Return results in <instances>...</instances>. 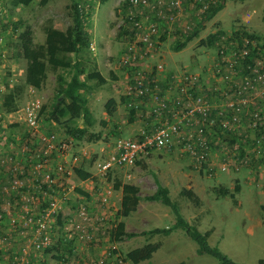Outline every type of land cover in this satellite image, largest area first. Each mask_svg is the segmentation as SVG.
Returning <instances> with one entry per match:
<instances>
[{
	"label": "rangeland",
	"instance_id": "rangeland-1",
	"mask_svg": "<svg viewBox=\"0 0 264 264\" xmlns=\"http://www.w3.org/2000/svg\"><path fill=\"white\" fill-rule=\"evenodd\" d=\"M217 2L220 0L211 4ZM70 3L71 0H30L27 4L15 3L14 0H0V111L3 113L0 145L4 143L7 146L23 138L24 126L14 117L18 116L30 101H38L40 110L42 106L44 109L40 114L44 125L46 127L51 125L60 137L70 138L73 142V150L81 153L82 157L77 166L90 172L91 176L85 183L88 186H94L92 192L95 187L99 190L102 188L101 191L111 190L108 205L114 213L108 217V227L104 223L97 228V232L100 233L98 230H102L104 233L96 235L100 237L94 239L92 234L95 229L87 228L84 232L81 231L83 235L80 233L72 235V230L78 228L70 227L68 220L58 217L59 224L56 226L54 244L36 252V255H25L23 264H113L114 259L117 264H132L125 260V252L142 246L146 242H158L160 247L149 259L137 264H177L179 262L220 264L211 255L199 254L198 244L182 228H177L168 235L142 233L155 227H168L175 222L170 206L161 201L145 198L154 193L158 185L168 188V195L178 205L182 216L190 226L201 233L209 232L206 239L210 246L218 247L229 258L242 264H259L260 259L264 261V210L262 208L264 205V155L258 158L250 152L254 130L241 128L240 135L233 133L221 135L222 150L217 151L214 147L211 153L215 163L222 160L223 152L227 151V154L231 155L235 151L239 154L240 145V153L243 155H239L238 160L232 159L229 169L223 172L218 171L219 174L216 177L215 173L208 174L194 167L191 159L179 148L154 150L134 165L114 168L105 177L97 175V162L112 148L114 141L118 137H130L128 133H137L144 122L142 117L136 118L135 114V119L129 121L128 109L119 99L125 92V84L128 81L125 70L118 64L119 55L126 44V37L119 26L127 10L125 0L104 2L91 0L87 6L82 3L85 9L84 17L88 16V19H85V26L89 33L90 45L79 54L72 55L75 65L78 64L84 70L82 78H85L94 66L106 77L105 83L94 86L88 93V103L91 99L96 103L90 105L95 121L88 127V132L101 134L100 139L87 141L86 135L74 140L65 134L63 124L47 122L48 111L55 98L56 74L62 72L66 78H69L71 72L67 70L58 69L56 72L49 70L46 81L40 88L24 87L15 109L3 108V95L7 91V86L22 84L24 79L25 60L14 56L16 49L13 43L17 41L18 32L25 26H29L33 31V40L42 42L45 36L42 28L49 18L52 19L53 25L61 29H65L71 23ZM124 4H126L125 8ZM263 8L264 0H226L224 7L209 22H205L198 34L187 41L181 50L175 51L173 46L176 41L184 39L194 29L200 18L198 15H186L187 18L184 16L172 27L175 29L161 36L157 51L150 61L154 63L161 60L167 70L187 69L199 74L209 83H217L218 73L216 74L215 64L222 45L227 48L228 54L232 55L230 49L234 45L231 42L240 35L252 34L264 41ZM18 20L22 22V26L13 32V22ZM181 23L189 25L186 32L181 30ZM236 30L239 33H236ZM242 31L246 33L242 34ZM213 34L217 36L210 42L208 37ZM229 34L233 35L227 39ZM222 35H226V39L220 41ZM222 72L229 75L237 73V69L226 64ZM88 83L90 87L94 85L92 80H88ZM109 98H114L119 103L115 104V112H113L115 119H111L105 110V103ZM8 112L12 114L9 115ZM76 124L84 126L81 118ZM232 138L234 141H229ZM117 181L139 187L141 199L137 209L127 217H114L116 210L120 207L119 197L116 195L118 192L115 191L121 190L114 189V183ZM69 185L74 187V191L68 195L66 212L82 202L80 198H77L76 195L79 192L75 188H83L84 191L88 189H85V185L78 180L74 172ZM183 188L190 189L199 203L196 204L183 195L181 193ZM220 189L228 191L222 194ZM99 190L94 193L93 201L97 200L95 197L99 195ZM87 200L90 202L89 208L94 207L98 210L99 205L93 204L89 198ZM65 216L70 217V215ZM75 217L76 214L72 215V219ZM119 220H123L127 224L128 231L135 232L136 235L120 241H110L109 238L107 239L109 232ZM4 228L5 225L0 227V236ZM74 246H78V250L83 248L76 257L70 256ZM15 248L19 250V246ZM87 248L88 256L96 255L99 258L91 261L81 259L80 255L87 252ZM21 255L22 253H11L0 247V264H7L14 257ZM105 255H108L107 260ZM77 256H80V259Z\"/></svg>",
	"mask_w": 264,
	"mask_h": 264
},
{
	"label": "built area",
	"instance_id": "built-area-1",
	"mask_svg": "<svg viewBox=\"0 0 264 264\" xmlns=\"http://www.w3.org/2000/svg\"><path fill=\"white\" fill-rule=\"evenodd\" d=\"M90 1L78 0L79 6L85 10L82 3L87 6ZM126 1L127 10L119 25L125 29L126 44L118 64L128 78L122 96L128 99L125 104L128 111L134 110L139 118L146 115L147 121L134 136L118 137L114 141L112 148L97 162V175L105 177L114 168L134 165L154 150L175 148L183 150L194 167L208 174L223 172L229 169L232 159H240V153L223 152L222 160L215 163L212 150L220 143L221 133L240 135L241 128L254 130L250 152L262 158L264 41L240 35L231 42L232 55L222 45L215 66L218 79L228 84L227 90L187 69L167 71L161 60L150 61L161 36L175 29L172 27L184 17L186 8L201 18L216 0ZM180 27L183 32L189 29L185 23ZM229 35L227 39L233 34ZM225 36H220V41ZM226 64L236 68L237 73H223ZM160 73L162 80H168L170 85L166 91L158 85ZM219 97L227 99L216 103ZM40 112L39 102L30 101L14 117L24 126V139L0 145V223L5 225L0 247L14 253L15 244L22 243V255L7 264H23L25 255H36L54 244L58 217L68 220L70 227L78 228L72 230V235H83L87 228L95 229L93 239L98 238V225L105 223L108 227L109 224L105 214H93L90 202L79 194L76 196L82 202L70 209L71 213L66 212L68 195L74 191L69 185L70 178L82 155L73 150L70 138L60 137L42 123ZM2 117L0 111V128ZM257 130L260 133L256 134ZM101 190L97 199L99 207L104 208L109 204L111 190ZM105 257L107 260L108 255ZM116 262L114 259L113 264Z\"/></svg>",
	"mask_w": 264,
	"mask_h": 264
},
{
	"label": "trees",
	"instance_id": "trees-1",
	"mask_svg": "<svg viewBox=\"0 0 264 264\" xmlns=\"http://www.w3.org/2000/svg\"><path fill=\"white\" fill-rule=\"evenodd\" d=\"M30 0H14L15 3L27 4ZM106 0H101L104 2ZM127 1L125 0V3ZM225 0H220L216 4H211L208 9L202 14L200 20L196 23L193 30H191L184 39L176 41L173 46L175 51L181 50L194 36L199 32V29L203 27L206 21L210 20L220 9L224 7ZM124 4V8H125ZM71 7V23L65 28L61 29L53 25L51 18L43 26L44 40L42 42H36L33 40V31L29 26L22 28L17 35V41L13 43L15 45L16 53L15 58L25 60V73L22 84L8 85L7 91L3 95L2 106L5 110H13L16 108L17 100L23 93L25 86L33 88H40L46 81L47 72L56 70H67L71 72L70 77L66 78L64 73L58 72L56 74L57 87L55 91L54 102L50 105L48 111L47 122L54 124H63L64 132L67 136H70L74 140L85 137L87 135V141L100 139L101 134L88 132V127L93 125L95 118L88 105V93L94 86L101 85L106 82L105 77L97 67H93L85 76L84 70L75 65L72 59V55H77L84 51L90 45L89 33L86 30L85 11L79 6L78 0H71L69 4ZM125 12V10H124ZM88 19V18H87ZM262 20L264 21V8L262 14ZM22 26V22L18 20L13 22V32L19 30ZM121 31H125L123 27ZM236 33L239 31H235ZM246 32L242 31V34ZM253 36L252 34H244ZM217 34L210 35L208 40L212 42ZM88 80L94 81V85L90 87ZM87 93V95H86ZM121 103L126 104L128 99L121 96ZM115 99L109 98L105 103V110L108 115H112L115 111ZM43 106L41 112H43ZM40 112V114H41ZM129 121L134 119V110L128 111ZM81 118L84 126H77V120ZM43 123V120H41ZM50 125V124H49ZM50 130L54 128L50 125ZM260 133V130L256 131ZM231 133V132H227ZM68 138V137H66ZM229 141L233 142L234 138ZM241 152V150H240ZM139 161V160H138ZM137 161V162H138ZM136 162V163H137ZM74 174L80 180H85L91 176L90 172L80 167L74 168ZM238 189V186L236 187ZM114 189L121 190V202L120 207L116 212L117 217H127L137 209L138 203L141 199L139 195V187L130 183H121L117 181L114 183ZM82 195H86L85 192L78 190ZM227 189H220L222 194H225ZM181 193L187 196L191 201L196 204L199 203L197 197L188 188H183ZM147 200L161 201L168 205L173 210L175 216V222L168 227H155L148 231L142 232L143 234H170L176 228H182L197 244L198 253H206L218 260L220 264H242L229 258L218 247L210 246L207 242V236L209 232L201 233L194 227L190 226L184 217L182 216L178 205L168 195V188L161 185L157 186L154 193L145 196ZM264 210V205L262 206ZM135 232H129L125 230V223L123 220H119L115 227L109 232L110 241H120L124 238H131L135 236ZM71 246V244H69ZM160 247L158 242H146L142 246L133 248L125 252V260L132 264H137L140 261L149 259L152 254ZM49 249V248H48ZM46 249V250H48ZM114 251V250H113ZM58 259V258H56ZM177 264H182L181 262ZM259 264H264L262 259L259 260Z\"/></svg>",
	"mask_w": 264,
	"mask_h": 264
},
{
	"label": "crops",
	"instance_id": "crops-1",
	"mask_svg": "<svg viewBox=\"0 0 264 264\" xmlns=\"http://www.w3.org/2000/svg\"><path fill=\"white\" fill-rule=\"evenodd\" d=\"M225 2H226V0H225ZM193 14V12L191 11V10H189V9H187L186 8V10H185V13H183V16H185V18H187L188 16H186V15H192ZM206 22H209V20L208 21H206ZM172 70V69H171ZM171 70H167V71H171ZM104 76V75H103ZM1 77V76H0ZM105 77V76H104ZM105 79H106V77H105ZM158 85H159V87H161V88H164V91H166L167 90V88H168V86H170L169 85V83H168V80H166V79H163L162 80V77H161V73L158 75ZM217 83L222 87V88H227L228 87V84L227 83H225L224 81H222V79H217ZM227 90H228V88H227ZM92 95V94H91ZM120 100H121V98H119ZM223 99H227L226 97H219L218 99H217V101H216V103H220ZM115 103H117V104H119L118 103V100H116L115 99ZM173 103V102H172ZM95 105L96 103H95V101H93L92 99L89 101V103H88V105H89V107L91 108V106L90 105ZM91 110H92V108H91ZM115 112V111H114ZM114 115H115V113H113L112 115H110V118L111 119H115L114 118ZM136 118H137V116H136ZM143 119V121L144 122H142V126H144L145 124H146V115H145V117L143 116L142 117ZM109 119V118H108ZM135 119V118H134ZM133 119V120H134ZM112 122H113V120H112ZM122 122H124V120L122 121ZM119 123H121V122H119ZM115 124V123H114ZM113 124V125H114ZM122 124V123H121ZM117 128H119V126H117ZM136 132H134V133H128L127 135H130V136H134V134H135ZM221 134H223V133H221ZM225 139V138H224ZM220 144H222L221 142L217 145V146H215V150H217V151H220ZM166 150H169V149H166ZM222 150V149H221ZM239 153H240V151H239ZM240 155H243V153H240ZM217 174H219V172H216L215 173V177L217 176ZM76 176V175H75ZM218 177H221V176H218ZM78 178V177H77ZM88 179V178H87ZM87 179H85V180H80L79 178H78V180L82 183V184H84L85 185V189H87L86 191H84L83 190V188H75V189H78V190H81V191H83V192H85L86 193V195H82L81 193H79V195H81V196H83V197H86V198H89V199H91L92 200V198H93V195H94V193L96 192V191H98L99 190V188L98 187H95V189H94V191L92 192V190H93V188H94V186H88V184L87 183H85L86 182V180ZM93 187V188H92ZM116 193L118 192V194H116L118 197H119V206H120V202H121V191L119 192V191H115ZM97 197H98V195L95 197V199H97ZM93 201V200H92ZM94 203H96L97 205H99L100 203H99V199H97V200H94L93 201V204ZM117 208H118V206H117ZM112 209V208H111ZM91 211H92V213L93 214H99V213H104L105 214V217H107V219H108V217H109V215H112V213H114L113 211H111L110 209H109V205H107L106 207H104V208H102V207H98V210L96 209V208H92L91 207ZM117 211V210H116ZM115 211V212H116ZM114 217H116V215H114ZM108 223H109V219H108ZM125 223V222H124ZM174 224V223H173ZM113 225V224H112ZM1 226H4V224H2V223H0V227ZM100 225H98V228H100L99 227ZM4 230V229H3ZM125 230L126 231H128L129 229L127 228V224L125 223ZM175 230V229H174ZM176 230H177V228H176ZM130 232V231H129ZM102 233H104V231H102L101 230V232L99 233V232H97L96 233V235H102ZM98 237H100V236H98ZM107 237V236H106ZM104 237H102V239H103ZM109 237H107V239H108ZM16 246H19V250L18 249H16L15 248V252H18V253H21V248H22V243H21V241H19V242H17L16 244H15V247ZM76 250V251H75ZM81 251H83V248H81V250H78V246L77 247H72V249H71V253H70V256H75L76 257V255L77 254H79ZM88 248H87V252H83L80 256H81V259H83V260H88V261H91L92 259H97V258H99L98 256H96V255H93V256H88ZM80 256H77V258L78 259H80ZM129 262V261H128Z\"/></svg>",
	"mask_w": 264,
	"mask_h": 264
},
{
	"label": "bare ground",
	"instance_id": "bare-ground-1",
	"mask_svg": "<svg viewBox=\"0 0 264 264\" xmlns=\"http://www.w3.org/2000/svg\"><path fill=\"white\" fill-rule=\"evenodd\" d=\"M76 167H79V166H76ZM76 167H74V168H76ZM74 170V169H73ZM74 172V171H73Z\"/></svg>",
	"mask_w": 264,
	"mask_h": 264
},
{
	"label": "clouds",
	"instance_id": "clouds-1",
	"mask_svg": "<svg viewBox=\"0 0 264 264\" xmlns=\"http://www.w3.org/2000/svg\"><path fill=\"white\" fill-rule=\"evenodd\" d=\"M127 108V107H126ZM115 227V226H114Z\"/></svg>",
	"mask_w": 264,
	"mask_h": 264
}]
</instances>
